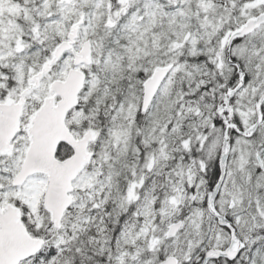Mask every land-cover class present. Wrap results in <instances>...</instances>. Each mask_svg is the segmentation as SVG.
<instances>
[{
  "label": "snow or ice",
  "instance_id": "snow-or-ice-1",
  "mask_svg": "<svg viewBox=\"0 0 264 264\" xmlns=\"http://www.w3.org/2000/svg\"><path fill=\"white\" fill-rule=\"evenodd\" d=\"M0 264H264V0H0Z\"/></svg>",
  "mask_w": 264,
  "mask_h": 264
}]
</instances>
